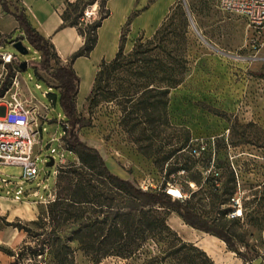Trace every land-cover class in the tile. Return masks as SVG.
<instances>
[{
  "label": "rangeland",
  "instance_id": "rangeland-1",
  "mask_svg": "<svg viewBox=\"0 0 264 264\" xmlns=\"http://www.w3.org/2000/svg\"><path fill=\"white\" fill-rule=\"evenodd\" d=\"M7 1L9 9L18 7L15 0ZM160 5L117 7L111 0L100 9L87 7L76 19L77 28L87 32L105 9L108 11L89 56L72 64L78 78L75 111L88 122V126L77 130V135L99 151L110 174L123 180L132 178L143 189H170L200 216L233 236L245 260L227 251L217 239L184 226L174 213L164 210L168 227L182 241L204 251L214 264H264V30H255L242 17L223 12L218 0H181L175 7L188 10L198 35L188 24L186 72L182 82L168 94L167 122L142 135L140 127L128 133L118 124L119 112L114 103L88 106L99 63L112 59L119 42L126 53L138 37L148 38L168 9ZM1 15L0 53L11 55L13 62L8 65L11 76L0 99L8 100L13 94L22 105H31L44 116L40 137L32 148L35 179L24 181L17 165H0V228L8 231L0 246L4 254L16 253L26 241L24 233L9 224L32 228V222L53 198L54 171L68 162L76 165L78 160L65 150L60 139L63 130L55 120L57 115L64 116L57 92L38 69L39 54L24 39L19 40L26 54L20 55L11 47L8 42L22 35L5 11L1 10ZM169 23L180 29L176 11L166 21ZM58 40L62 49L70 44L66 37L59 36ZM22 62L27 66L20 71L17 63ZM5 67L0 61V85L5 80ZM33 68L38 69L37 77ZM48 87L54 100L42 96ZM181 146L183 150L174 153ZM193 149L196 154H191ZM50 150L55 153L50 154ZM47 157L53 160L51 167H45ZM182 164L185 169L179 168ZM175 167L180 170L173 171ZM210 180L216 190L210 187ZM2 182L9 186L4 188ZM5 190H18L22 197L15 199ZM225 210L230 212L222 215ZM20 264L38 263L24 259ZM73 264L136 262L108 257L94 263L76 251Z\"/></svg>",
  "mask_w": 264,
  "mask_h": 264
},
{
  "label": "trees",
  "instance_id": "trees-1",
  "mask_svg": "<svg viewBox=\"0 0 264 264\" xmlns=\"http://www.w3.org/2000/svg\"><path fill=\"white\" fill-rule=\"evenodd\" d=\"M107 1L101 0L98 9L105 7ZM97 2L75 0L65 3L58 30L75 28L82 38V45L65 64H61L51 44L30 27L22 11L15 6L9 9L8 1L0 0V9L13 18L22 35L18 39H24L39 54L38 69L57 92L67 124V128L62 129L61 141L65 150L78 160L76 165L68 162L58 171L56 169L53 198L32 222V228L9 224L23 232L26 240L16 253L4 252L12 258L9 264H20L24 259L38 264H73L76 251L94 263L115 257L132 259L136 264H214L204 251L182 241L168 227L164 210L174 213L186 227L217 239L227 251L245 260L233 236L196 213L188 201L172 198L163 189H141L132 178L123 180L110 174L99 151L77 135V130L88 126V122L79 118L75 111L78 78L72 64L78 58L88 57L93 50L97 29L108 17V11L105 9L87 32L77 28L76 19ZM175 6L168 9L151 37H138L128 52H123L119 42L112 59L100 62L94 74L88 106L94 108L103 102L114 103L119 112L118 124L125 132L132 133L140 127L142 135L147 129L167 122L168 94L182 82L187 63L189 22L186 12L189 17L190 14L186 8ZM174 11L179 17V30L171 23L166 24ZM70 16H73L72 20ZM5 66L0 96L11 76L9 66ZM38 69L33 68L35 77ZM47 97L54 100L53 94L47 93ZM179 168L185 169L184 164ZM179 168L175 167L173 171L177 172ZM213 184L210 180V187L216 190ZM229 212L225 210L222 215ZM245 262L249 264V261Z\"/></svg>",
  "mask_w": 264,
  "mask_h": 264
},
{
  "label": "built area",
  "instance_id": "built-area-1",
  "mask_svg": "<svg viewBox=\"0 0 264 264\" xmlns=\"http://www.w3.org/2000/svg\"><path fill=\"white\" fill-rule=\"evenodd\" d=\"M218 5L223 12L236 14L245 19L247 24L253 29L258 31L264 30V0H218ZM16 41L20 40L17 38L8 43L11 45ZM0 61L2 67H5V65L13 62V57L8 53H0ZM25 65L27 66L26 63ZM36 88L39 89V86L36 85ZM49 90L50 88L48 87L42 93V96L47 97ZM0 101H2L0 109H4L3 115L0 116V165L19 166L21 168L22 179L31 182L37 175L32 148L37 143V138L40 137L41 120L44 116H41L34 107L22 105L13 94L8 97V100L2 97ZM55 122L63 130L67 128L65 119L60 115H57ZM63 134L62 132L61 137ZM40 151L41 146L39 144L38 152ZM54 153V150H50V154ZM196 153L194 149L191 151V154ZM58 157L59 162H61L63 160L62 153ZM55 174L56 170L54 171V176ZM2 183L4 188L9 186V183ZM5 193L12 194L15 199L22 197V194L18 190H6ZM165 193L172 198H179L177 193L173 194L170 189H166ZM262 237L264 243V231L262 232Z\"/></svg>",
  "mask_w": 264,
  "mask_h": 264
},
{
  "label": "crops",
  "instance_id": "crops-1",
  "mask_svg": "<svg viewBox=\"0 0 264 264\" xmlns=\"http://www.w3.org/2000/svg\"><path fill=\"white\" fill-rule=\"evenodd\" d=\"M74 1L75 0H43L41 1V3H38L36 0H15L18 9L22 11L30 27L51 44L61 64H65L66 59L73 52L78 50L82 45V38L80 35H78L75 28L67 27L58 30V27L61 24L60 15L64 9L65 3H72ZM110 1L111 0H108L106 2L105 7L107 6V3L109 4ZM180 1L181 0H115L117 7H154L157 2H160L162 7H168V9L170 7H174ZM90 7H97V3H94ZM168 9L165 12V15L161 16L150 35H152L154 31L159 27L160 23L166 16ZM1 16L2 15L0 9V17ZM150 35L148 36V38L151 37ZM59 36L66 37L68 40H70V44L68 46H65L64 49L59 46ZM0 198L2 197L0 196ZM6 234H8V231L0 228V246L2 245L3 241H5ZM11 259L12 258L8 257L0 251V264H9Z\"/></svg>",
  "mask_w": 264,
  "mask_h": 264
},
{
  "label": "water",
  "instance_id": "water-1",
  "mask_svg": "<svg viewBox=\"0 0 264 264\" xmlns=\"http://www.w3.org/2000/svg\"><path fill=\"white\" fill-rule=\"evenodd\" d=\"M186 15H187L188 22H189L191 28H192V29L194 30V32L198 35V33H197L196 29L194 28V25H193V23H192V21H191V19H190V17H189V15H188L187 12H186ZM11 47H12V48H13L18 54H20V55H24V54H26V49L20 44V41H16V42L12 43V44H11ZM25 66H26V65H25L24 62L18 64V67H19L20 71L24 70V69H25ZM3 112H4V109L2 108V109L0 110V116L3 115ZM46 160H47V162L45 163V167H51V166L53 165V160H52V158H48V157H47Z\"/></svg>",
  "mask_w": 264,
  "mask_h": 264
}]
</instances>
